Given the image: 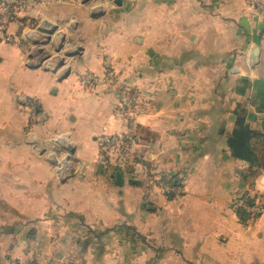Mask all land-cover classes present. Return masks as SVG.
<instances>
[{
  "label": "crops",
  "instance_id": "obj_1",
  "mask_svg": "<svg viewBox=\"0 0 264 264\" xmlns=\"http://www.w3.org/2000/svg\"><path fill=\"white\" fill-rule=\"evenodd\" d=\"M24 1L0 37V264H264V214L245 223L233 205L264 190V166L251 175L228 144L236 110L264 133V14L246 0ZM109 70L113 84L80 82ZM125 91L140 101L120 117ZM134 121L125 163L103 165L99 136Z\"/></svg>",
  "mask_w": 264,
  "mask_h": 264
},
{
  "label": "built area",
  "instance_id": "obj_2",
  "mask_svg": "<svg viewBox=\"0 0 264 264\" xmlns=\"http://www.w3.org/2000/svg\"><path fill=\"white\" fill-rule=\"evenodd\" d=\"M252 7L255 9L258 8L264 13V0H252L250 2ZM25 9V1L24 0H2L1 2V11L3 13V26L0 28V37L11 41L12 37L8 35L4 31L5 25L9 24L16 16H18ZM116 73L113 70L107 71L105 76L101 77L96 73H85L80 77L81 84L85 86H93L98 81L110 82L114 83L116 78ZM19 99L22 104L27 105L29 103V99L27 95L20 94ZM138 101H140V97L137 93L125 91L120 97V101L116 106L117 115L120 117L130 115L132 113H136ZM135 121L133 122L132 128L129 130V135L124 133H106L99 136V145L101 148L100 151V162L107 166L113 167V158L115 155L117 158V165L120 168L121 163H125L126 154L129 155L130 147L134 146V129L136 128ZM149 178V183L157 184V186L161 189L162 193L167 195H172L174 197H179L183 194L184 189L181 186L173 185L168 181L162 179L163 176L159 175L155 170L152 173H147ZM248 197H241L237 202V206L242 207L247 212L250 213V219H256L257 217L264 214V201L263 203L257 204L254 199L249 202L247 200ZM16 264V263H13Z\"/></svg>",
  "mask_w": 264,
  "mask_h": 264
},
{
  "label": "trees",
  "instance_id": "obj_3",
  "mask_svg": "<svg viewBox=\"0 0 264 264\" xmlns=\"http://www.w3.org/2000/svg\"><path fill=\"white\" fill-rule=\"evenodd\" d=\"M236 114V123L235 128L228 139V144L233 154L241 159L248 161L251 164V167H263L264 166V142L257 138L262 137L264 139V133H259L252 129L246 122L245 118L240 111L235 112ZM256 140V141H255ZM260 143V144H259ZM113 158V168H119L117 165V158L115 155ZM162 179L168 181L169 183H173L175 180L171 176L167 177L163 176ZM249 202L253 199L250 197L247 198ZM236 212L243 222H247V220L251 217L250 213L247 212L240 206H235Z\"/></svg>",
  "mask_w": 264,
  "mask_h": 264
},
{
  "label": "rangeland",
  "instance_id": "obj_4",
  "mask_svg": "<svg viewBox=\"0 0 264 264\" xmlns=\"http://www.w3.org/2000/svg\"><path fill=\"white\" fill-rule=\"evenodd\" d=\"M247 1V6L251 9V11L252 10H256V13H259V15H263L264 13H261V10H259L258 8H254V7H252V5L250 4V2L252 1V0H246ZM2 2V1H1ZM253 13V12H252ZM253 16V15H252ZM258 18H259V16H258ZM2 25H3V21H2ZM12 41V40H11ZM29 47L27 46V47H25V50H26V52H28V50L30 51V49H28ZM32 48H33V46H32ZM31 48V49H32ZM31 52V51H30ZM216 64H218L217 62H215V67H216ZM208 68L206 71H220L221 69L220 68ZM219 69V70H218ZM202 72V71H201ZM205 73V72H204ZM210 72H206V74H209ZM244 114V113H243ZM242 114V115H243ZM258 140H259V142H261V141H263L264 142V139L262 138V137H259V138H257ZM256 141V140H255ZM260 144V143H259ZM263 147H264V144H263ZM264 149V148H263ZM260 170V167H249V168H247V171H251L250 173H251V175L252 174H254V173H257V171H259ZM251 185V184H250ZM252 185H254V184H252ZM252 187H249L247 190H245L243 193H239V194H237L236 196H235V199H234V203H233V205H234V207L235 206H237L236 204H237V202L239 201V198L241 199V197H250L251 199H254L255 201H257L256 203L257 204H260V203H263V201H264V190H260V189H251Z\"/></svg>",
  "mask_w": 264,
  "mask_h": 264
},
{
  "label": "water",
  "instance_id": "obj_5",
  "mask_svg": "<svg viewBox=\"0 0 264 264\" xmlns=\"http://www.w3.org/2000/svg\"><path fill=\"white\" fill-rule=\"evenodd\" d=\"M118 3L121 2V0H117ZM47 25H49L50 27H52V29L50 31L47 32L46 37H47V43L50 42V40L52 39V35L58 30L59 26L58 25H53L51 22H46ZM65 41H66V36L62 37V43L56 48L55 51H57V53H60L65 45ZM42 53L44 52V49L42 47H35L32 49V53ZM72 53H64L63 55H55V59L57 61V67H60L62 65L66 64V56H71ZM69 68V67H68ZM70 69H67V71H65V75L69 74Z\"/></svg>",
  "mask_w": 264,
  "mask_h": 264
}]
</instances>
